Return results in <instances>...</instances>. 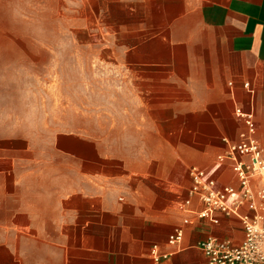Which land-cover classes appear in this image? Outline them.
I'll use <instances>...</instances> for the list:
<instances>
[{
  "label": "crops",
  "instance_id": "1",
  "mask_svg": "<svg viewBox=\"0 0 264 264\" xmlns=\"http://www.w3.org/2000/svg\"><path fill=\"white\" fill-rule=\"evenodd\" d=\"M94 1L102 59L116 75L118 135L159 140L133 163L104 161L97 148L72 160V136L54 134L41 160L28 143L13 146L22 135L0 131V264H154L152 245L170 252L159 264H207L196 244L239 243L238 218L183 226L200 206L179 205L190 167L236 185L231 164L215 162L222 139L243 130L235 109L253 116L264 151V0ZM22 43L27 49V33L0 35V57L22 52ZM185 172L188 185L175 196ZM176 227L182 241L167 247Z\"/></svg>",
  "mask_w": 264,
  "mask_h": 264
},
{
  "label": "rangeland",
  "instance_id": "2",
  "mask_svg": "<svg viewBox=\"0 0 264 264\" xmlns=\"http://www.w3.org/2000/svg\"><path fill=\"white\" fill-rule=\"evenodd\" d=\"M100 14L94 0H0V35H28L27 49L22 43V52L0 57V131L24 137L13 146L28 143L44 160L47 142L60 134L72 136V160L97 148L104 161L133 163L159 140L118 135L116 75L102 59ZM175 179L174 194L183 195L187 173Z\"/></svg>",
  "mask_w": 264,
  "mask_h": 264
},
{
  "label": "built area",
  "instance_id": "3",
  "mask_svg": "<svg viewBox=\"0 0 264 264\" xmlns=\"http://www.w3.org/2000/svg\"><path fill=\"white\" fill-rule=\"evenodd\" d=\"M234 114L241 121L243 130L236 141L222 139L225 148L215 157V162L217 165L231 164L236 185H220L207 171L190 167L189 187L179 209L187 210L194 200L200 209L191 218H184L182 225L195 221L217 225L216 214L237 216L243 233L239 243L206 237L196 244L197 248L207 264H264V151L255 139L253 116L241 109H235ZM241 208L248 213L238 215ZM182 237V227H176L168 235L166 246L177 247ZM149 257L154 264H159L170 257V252L152 245Z\"/></svg>",
  "mask_w": 264,
  "mask_h": 264
}]
</instances>
